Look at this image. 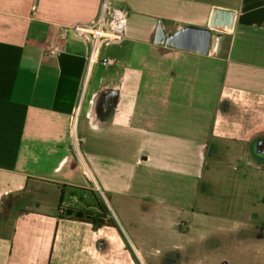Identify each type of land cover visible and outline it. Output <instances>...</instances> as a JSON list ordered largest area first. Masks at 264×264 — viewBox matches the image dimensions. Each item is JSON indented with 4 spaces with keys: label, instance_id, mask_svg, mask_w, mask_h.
<instances>
[{
    "label": "crops",
    "instance_id": "0c3cea01",
    "mask_svg": "<svg viewBox=\"0 0 264 264\" xmlns=\"http://www.w3.org/2000/svg\"><path fill=\"white\" fill-rule=\"evenodd\" d=\"M111 1L126 39L101 49L116 59L104 67L69 28L103 0H0V264H119L121 245L128 264L130 245L186 239L214 141L250 156L264 138L224 130L245 117L227 105L252 124L264 97V0ZM188 25L228 33L207 54L155 42ZM90 193L100 203L83 215Z\"/></svg>",
    "mask_w": 264,
    "mask_h": 264
},
{
    "label": "rangeland",
    "instance_id": "374dc122",
    "mask_svg": "<svg viewBox=\"0 0 264 264\" xmlns=\"http://www.w3.org/2000/svg\"><path fill=\"white\" fill-rule=\"evenodd\" d=\"M228 40L226 37L224 45ZM116 48L104 46L106 54H114ZM227 106L241 116L245 114L247 120L252 115L251 109L231 103ZM245 117H239L241 121L225 119L224 130L248 132L254 126H264V97H257L254 122L246 123ZM221 138L214 141L209 171L201 184L204 196L199 197L198 227L186 239L152 238L136 245V249L130 245L134 255L131 261L128 257V264H264V153L257 151V156H248L242 141ZM84 199L86 202L82 200L80 207L82 214L88 215L93 211L88 206L97 207L100 202L93 193ZM122 246L118 251L119 264Z\"/></svg>",
    "mask_w": 264,
    "mask_h": 264
},
{
    "label": "built area",
    "instance_id": "2783aa9c",
    "mask_svg": "<svg viewBox=\"0 0 264 264\" xmlns=\"http://www.w3.org/2000/svg\"><path fill=\"white\" fill-rule=\"evenodd\" d=\"M127 11L112 3L111 0H103L98 16L88 22L72 24L71 31L87 41L90 45V63L99 62L102 66L108 67L116 63V59L100 55L104 46L116 45L126 39ZM67 29L62 27L58 38L63 39ZM48 51L52 55L59 53L56 45H50Z\"/></svg>",
    "mask_w": 264,
    "mask_h": 264
},
{
    "label": "water",
    "instance_id": "95a60500",
    "mask_svg": "<svg viewBox=\"0 0 264 264\" xmlns=\"http://www.w3.org/2000/svg\"><path fill=\"white\" fill-rule=\"evenodd\" d=\"M223 12L228 11L223 10ZM213 30L212 26L188 25L168 35L164 29L159 28L155 34V42L178 49L207 54L211 49L218 51L223 37L222 32Z\"/></svg>",
    "mask_w": 264,
    "mask_h": 264
},
{
    "label": "flooded vegetation",
    "instance_id": "af4514ba",
    "mask_svg": "<svg viewBox=\"0 0 264 264\" xmlns=\"http://www.w3.org/2000/svg\"><path fill=\"white\" fill-rule=\"evenodd\" d=\"M263 142H264V138L262 140H260V142H257V149L254 150L255 156H257V151H262V153H264V148H263L264 145H261V144H263ZM261 149H263V150H261Z\"/></svg>",
    "mask_w": 264,
    "mask_h": 264
},
{
    "label": "trees",
    "instance_id": "16d2710c",
    "mask_svg": "<svg viewBox=\"0 0 264 264\" xmlns=\"http://www.w3.org/2000/svg\"><path fill=\"white\" fill-rule=\"evenodd\" d=\"M104 218H105L104 215H103V214H100V215H98V218H97L96 222H98V223H105V222H108V220L105 221Z\"/></svg>",
    "mask_w": 264,
    "mask_h": 264
}]
</instances>
